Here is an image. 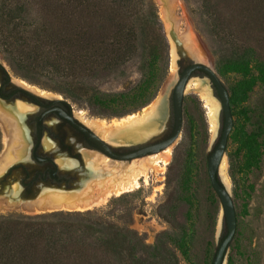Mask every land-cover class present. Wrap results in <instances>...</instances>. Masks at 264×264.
<instances>
[{
  "label": "trees",
  "instance_id": "16d2710c",
  "mask_svg": "<svg viewBox=\"0 0 264 264\" xmlns=\"http://www.w3.org/2000/svg\"><path fill=\"white\" fill-rule=\"evenodd\" d=\"M186 1L222 71L241 76L227 88L235 116L239 95L264 86V0ZM0 50L18 76L66 96L94 98L106 117L149 104L168 73L155 0H0ZM138 58L150 69L148 78L104 96L100 85L124 75ZM243 113L252 128L234 127L231 137L251 169L262 161L264 96ZM116 213L105 207L0 215V264H178L175 248L188 251L184 234L162 232L170 240L158 237L152 246L129 224L113 221ZM226 234L224 220L223 239Z\"/></svg>",
  "mask_w": 264,
  "mask_h": 264
},
{
  "label": "rangeland",
  "instance_id": "374dc122",
  "mask_svg": "<svg viewBox=\"0 0 264 264\" xmlns=\"http://www.w3.org/2000/svg\"><path fill=\"white\" fill-rule=\"evenodd\" d=\"M155 2L158 5L167 38L169 63L168 73L160 83L157 93L150 103L156 99L166 83L170 84L165 127L156 133L158 136H170L175 124L172 92L178 80L179 67L177 68V75L173 76L170 67L171 39L164 20L165 17L169 18V21L178 22L177 33L179 34L191 28L196 39L197 52L207 57L205 63L215 70L226 88L235 85L241 76L234 73L226 74L222 71L209 40L198 29L186 0H155ZM188 52L195 59L194 55L196 53H191L189 50ZM2 59L7 62L0 50V60ZM143 60V58H138L133 61L124 75L112 77L108 82L100 85L101 93L106 96V94L120 92L134 85L139 86L150 75V69ZM11 72L16 77L22 78L12 70ZM198 77L202 76L199 75ZM29 83L51 94H59L60 96L53 95L46 98L67 100L73 106L74 111H83L85 118L88 120L102 119L111 122L120 119V117L101 115L105 114L102 111L103 106L94 98L81 95L73 98L49 89L44 84ZM262 96H264V86L262 85H258L254 91L249 93L247 98H244L242 94L239 95L237 105L234 108L238 112L233 116L234 127L239 126V128L248 131L252 128L251 121L247 119L243 112L245 109L255 107L258 97ZM219 104L218 126L214 135L208 110L203 100L197 92L187 91L183 100L181 136L172 144V157L169 164L164 167V171H152L147 181L144 178L141 180L138 188L120 195H113L102 205L89 210L105 207L116 208L117 213L111 216V219L121 225L129 224L131 229L138 232L145 239V242L152 246L157 243L158 237L161 242L166 243L170 240V236L160 235L162 232L173 230V232L177 231V234H184L188 251L183 253L180 249L175 248L178 264H213L218 247L223 240L224 220H226L225 217L222 219V203L212 187L208 169L209 157L222 133V126H224V114L221 111L220 101ZM143 108L141 107L137 112ZM128 115L130 114L126 116ZM0 135L1 154L5 149V130L1 123ZM226 155L228 162L227 174L230 180V186H227L231 190L237 215V231L228 249V252L232 251L229 264H264V145L259 167L249 169L245 166L244 157L242 153L238 152V144L233 140L231 134ZM13 185L12 189L8 185L0 189V200L12 201L16 206L1 207L0 215H35L43 213L29 212L22 208L20 204L28 200L16 196L21 190L19 182L17 181ZM15 186H18V191H16ZM47 189H42L38 195ZM174 206H176L175 210H173ZM125 210H129L132 216L130 214L119 215L121 211Z\"/></svg>",
  "mask_w": 264,
  "mask_h": 264
},
{
  "label": "bare ground",
  "instance_id": "6f19581e",
  "mask_svg": "<svg viewBox=\"0 0 264 264\" xmlns=\"http://www.w3.org/2000/svg\"><path fill=\"white\" fill-rule=\"evenodd\" d=\"M183 17V16H182ZM165 23L169 29L171 39V72L177 75V49L174 40L170 36L172 29L175 30L177 37L181 40L182 45L194 55L199 62H207V57L201 55L196 49V39L191 28L183 33H177L178 22L165 17ZM185 47V49H186ZM198 48V47H197ZM186 49V50H187ZM187 50V51H188ZM189 53V52H188ZM196 60V61H197ZM13 81L36 94L42 96H60L59 94L50 93L39 89L33 84H29L19 77H12ZM172 81V80H171ZM170 81V82H171ZM169 85L165 84L159 95L150 104L145 106L141 111L135 112L118 120L107 122L102 119L88 120L83 111H76V116L92 128L101 139L112 144H135L151 138L154 134L164 129V122L168 114V95ZM197 92L203 100L208 110L209 120L212 126L213 134H216L218 126V114L220 104L213 95L212 88L208 78L191 77L187 83L186 90ZM17 110L7 107L0 100V120L5 130V149L0 154V174L19 158L25 156L28 151V142L21 137L23 128L18 123L21 112L30 109V106L19 103ZM6 117V118H5ZM8 118H10L8 120ZM7 126H6V125ZM95 133V134H96ZM20 136V138H19ZM22 138V139H21ZM15 142H17L15 144ZM172 144L160 152H148L139 155L127 161V158H115L99 151L84 152L86 168L80 173V178L76 182V188L65 191L54 188H48L40 193L34 200L23 202L22 208L29 212H46L51 210H89L102 205L113 195H120L126 191L138 188L141 180L147 181L152 171L163 172L172 157ZM119 159V160H117ZM60 164L64 162L60 160ZM75 163L71 162L70 166ZM227 156L225 155L220 164V175L225 185L230 186V180L227 174ZM227 188L229 189V187ZM18 191V186H15ZM230 190V189H229ZM16 206L9 200H0L1 207Z\"/></svg>",
  "mask_w": 264,
  "mask_h": 264
},
{
  "label": "flooded vegetation",
  "instance_id": "af4514ba",
  "mask_svg": "<svg viewBox=\"0 0 264 264\" xmlns=\"http://www.w3.org/2000/svg\"><path fill=\"white\" fill-rule=\"evenodd\" d=\"M180 64L184 70L186 65L183 61ZM12 79L0 64V100L15 110L17 105L19 108V103L31 107L21 112L18 119L23 128L21 137L29 144L27 154L0 174V189L6 185L12 189L18 181L21 190L16 196L30 200L44 188L65 191L76 188L79 175L86 168L84 152L99 151L98 143L85 129L94 130L76 116V111L67 100L47 99L16 84ZM168 137L152 136L135 144L112 145V151L125 156ZM60 160L64 162L63 165ZM71 162L75 164L70 166Z\"/></svg>",
  "mask_w": 264,
  "mask_h": 264
},
{
  "label": "water",
  "instance_id": "95a60500",
  "mask_svg": "<svg viewBox=\"0 0 264 264\" xmlns=\"http://www.w3.org/2000/svg\"><path fill=\"white\" fill-rule=\"evenodd\" d=\"M170 36L175 42L178 54L177 65L179 67L178 80L172 92L175 124L171 136L152 146L145 147L125 156H119L113 153L112 144L101 139L97 134H95L94 131H91L87 128L85 130H87L98 143L99 149L97 150L115 158L131 159L135 156L144 155L148 152H159L167 148L169 145L173 144L181 136L183 124V100L189 79L194 76L198 77L199 75L208 78L213 95L216 96V98L220 101L221 111H223L224 114L223 131L219 136V140L209 157L208 169L212 187L219 196L222 203V219L225 217L227 221V234L218 247L215 258L213 260V264H229L232 251L228 252V249L237 231V215L231 190H229L223 182L219 168L224 156L226 155L230 134L232 133L234 127V118L232 114L230 95L226 86L210 65L196 61L190 56L188 51L182 45L181 40L177 37L174 29L171 30ZM180 60L183 61L186 65L184 70H182ZM0 64L12 79V77L15 75L11 72L9 64L4 59L0 60ZM154 136L157 138L160 137L157 134ZM38 194L39 192L35 194V196L30 200H34L35 198H37Z\"/></svg>",
  "mask_w": 264,
  "mask_h": 264
}]
</instances>
